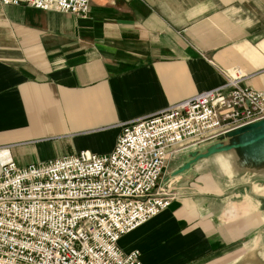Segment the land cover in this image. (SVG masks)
Here are the masks:
<instances>
[{
	"label": "crops",
	"instance_id": "0c3cea01",
	"mask_svg": "<svg viewBox=\"0 0 264 264\" xmlns=\"http://www.w3.org/2000/svg\"><path fill=\"white\" fill-rule=\"evenodd\" d=\"M236 70L239 85L264 90V0H89L85 17L0 3V169L108 154L122 122ZM255 123L169 148L159 187L178 196L119 247L143 264H264V119Z\"/></svg>",
	"mask_w": 264,
	"mask_h": 264
},
{
	"label": "built area",
	"instance_id": "2783aa9c",
	"mask_svg": "<svg viewBox=\"0 0 264 264\" xmlns=\"http://www.w3.org/2000/svg\"><path fill=\"white\" fill-rule=\"evenodd\" d=\"M85 17L89 0H0ZM222 86L122 122L108 154L80 150L44 162L0 169V264H143L123 251L124 234L177 196L159 183L169 148L204 144L264 119V90Z\"/></svg>",
	"mask_w": 264,
	"mask_h": 264
},
{
	"label": "water",
	"instance_id": "95a60500",
	"mask_svg": "<svg viewBox=\"0 0 264 264\" xmlns=\"http://www.w3.org/2000/svg\"><path fill=\"white\" fill-rule=\"evenodd\" d=\"M261 121V120H260ZM256 123H252V124H249V125H246V126H244V127H242V128H239V129H236V130H234V131H232V132H230V133H228V134H234V133H239V132H242V131H244V130H248V129H251V128H254ZM261 138H264V134H261V135H259L258 137H257V139H261ZM214 151H216V148H212V149H210L209 151H208V153H211V152H214Z\"/></svg>",
	"mask_w": 264,
	"mask_h": 264
},
{
	"label": "rangeland",
	"instance_id": "374dc122",
	"mask_svg": "<svg viewBox=\"0 0 264 264\" xmlns=\"http://www.w3.org/2000/svg\"><path fill=\"white\" fill-rule=\"evenodd\" d=\"M226 135V134H225ZM224 136V135H223ZM219 138V137H218ZM209 142H212V141H209ZM209 142H206V143H204V144H199V145H197V146H199V147H201V146H204V145H207ZM164 172V171H163ZM162 177H163V174H162ZM162 177H161V179H162ZM162 181V180H161ZM160 184V183H159ZM160 185H162V182H161V184ZM170 185V184H169ZM170 187V186H169ZM165 191H172V192H174L175 194L177 193V192H175V190H173V189H169V188H167ZM177 196H178V194H176Z\"/></svg>",
	"mask_w": 264,
	"mask_h": 264
}]
</instances>
